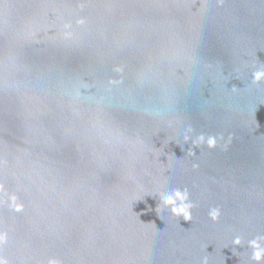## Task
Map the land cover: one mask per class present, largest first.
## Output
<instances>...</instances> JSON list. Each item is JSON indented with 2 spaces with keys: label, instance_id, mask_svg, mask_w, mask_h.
Listing matches in <instances>:
<instances>
[{
  "label": "water",
  "instance_id": "95a60500",
  "mask_svg": "<svg viewBox=\"0 0 264 264\" xmlns=\"http://www.w3.org/2000/svg\"><path fill=\"white\" fill-rule=\"evenodd\" d=\"M260 62L264 0H0V259L255 264ZM174 188L191 222L147 196Z\"/></svg>",
  "mask_w": 264,
  "mask_h": 264
},
{
  "label": "clouds",
  "instance_id": "9594fccd",
  "mask_svg": "<svg viewBox=\"0 0 264 264\" xmlns=\"http://www.w3.org/2000/svg\"><path fill=\"white\" fill-rule=\"evenodd\" d=\"M264 81V63H261L258 66H254L252 71V82L260 83ZM232 90H236V86L232 87ZM223 139V137H219ZM182 143H177L181 150H183V145L185 143L191 142V147L187 151V155L196 156L193 151L194 148H201L202 146L207 147L208 149H215L217 147L218 137L212 134H194V129L191 126H188L182 132ZM176 158L175 155H171ZM177 159V158H176ZM193 167H198L197 164H193ZM147 196L159 197L160 204L157 208V214L160 216V209H166L170 211L173 217H176L178 221L182 218L185 222H191L193 215V208L195 205L190 199V194L187 188H174L166 193H149ZM140 201V200H138ZM19 210V209H17ZM221 215V210L219 207H212L208 210V217L216 222L219 220ZM232 252L235 255L236 247L242 245V238L239 235H236L231 240ZM248 247L251 249V260L255 261V264H264V236H257L256 238L250 239L247 241ZM228 248V246H225ZM224 261L227 257L224 256ZM0 264H6V261L0 259ZM48 264H59V261L55 259H50ZM201 264H208L207 257H204L201 261Z\"/></svg>",
  "mask_w": 264,
  "mask_h": 264
}]
</instances>
